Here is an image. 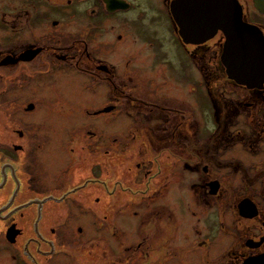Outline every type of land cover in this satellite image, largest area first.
Here are the masks:
<instances>
[{
	"label": "flooded vegetation",
	"instance_id": "obj_1",
	"mask_svg": "<svg viewBox=\"0 0 264 264\" xmlns=\"http://www.w3.org/2000/svg\"><path fill=\"white\" fill-rule=\"evenodd\" d=\"M174 1L160 0L159 15L185 59L179 72L191 86L193 100L170 98L161 92L164 84L132 75V59L123 66L114 61L112 52L102 50L101 43L108 44V23L118 19L126 27L134 20L129 16L139 2L0 0V264H146L152 255L154 264H264V159L252 168L242 161L222 160L226 140L246 132L231 127L220 131V122L248 116L223 115L211 89L217 80L218 95L227 83L241 96L245 93L243 107L256 110L251 128L262 140L264 79H254L249 87L229 78L223 30L204 42H185L173 14ZM238 2L246 24L238 33L251 32L264 48V0ZM145 15L143 10L135 20ZM117 39H124L122 33ZM151 42L156 45L154 38ZM60 72L74 76L60 81L92 86L91 105L81 108L83 115H74L86 118L90 127L85 131H61L74 121L63 116L52 119L53 112L62 110L52 100H42L44 112L33 98L19 101V91ZM137 100L140 103L135 105ZM47 111L52 113L46 115ZM121 111L144 128L156 124L154 149L160 157L154 190L147 194L144 189L146 194L136 196L137 200L127 198L123 205L127 210L114 217L112 225L73 229L68 225L72 205L83 208L92 201L97 205L113 202L114 184L105 180L112 177L110 170L100 163L87 178L105 186L107 196L74 195L90 183L67 191L66 171L51 186L40 156L62 153L66 142H78L82 133L90 140L92 152L111 154L118 139L111 127L115 112ZM128 146L123 141L124 151ZM163 155L172 161L173 178L163 177ZM184 171L191 178H184ZM221 171L228 173L221 175ZM51 205H63L68 214L50 213ZM132 206L140 210H129ZM8 252L11 257L7 258Z\"/></svg>",
	"mask_w": 264,
	"mask_h": 264
},
{
	"label": "rangeland",
	"instance_id": "obj_2",
	"mask_svg": "<svg viewBox=\"0 0 264 264\" xmlns=\"http://www.w3.org/2000/svg\"><path fill=\"white\" fill-rule=\"evenodd\" d=\"M135 1L139 2V5L136 11L132 12L129 16L132 19L134 18L130 24L123 27L118 19L111 20L108 23L110 29L106 32L107 35L105 37L108 44H106V41L101 43V45H104L102 50L104 53L112 52L114 61L120 62L123 66L125 60L132 59L134 62L132 75H135L136 78L151 79L154 82L164 84V86H161V92L170 95V98L195 99V96L192 95L191 86H188L186 77L180 76L179 71L181 70L179 67L184 65L185 59L170 38L165 18L159 15V7H162L160 0ZM143 10H146L147 15L142 20H135L138 18L137 14L139 15ZM118 33H122L124 39L118 40ZM138 34L141 37H138ZM152 38H154V44L156 43V45L152 44ZM65 77L68 79L74 78L72 75L66 76L63 72L54 74L50 78H44L41 80L43 83L31 86L27 90L19 91V101L20 103H25L30 98H33L38 101L40 110L44 112L42 100H52L55 105H61L62 110H60L61 112L57 111L53 113L52 111H47L46 115L52 113V119L54 117L58 119L71 117L74 121L66 125V127H61V131H85L90 127L85 121L86 118L78 119L74 118V115L78 113L83 115L84 112L81 108L91 105V101L94 98L92 86H77L76 82L67 83L68 81L65 79L60 81L59 78ZM219 86L220 81L216 80L211 89L212 96L216 99L215 102L219 104V110L224 112L223 115L239 114V116H248V118L241 117L235 120L227 118L226 121L220 122V131H227L229 130L228 127H231L232 131L242 128L246 132L245 135L239 136L236 134L233 139L226 140L228 144L223 146L228 148L222 150L225 154L223 157L221 155V158L222 160L226 159V161L228 159L242 161L246 167L252 168L253 163L261 162L264 159V139L261 140V137H258L251 128V116L256 114V110L253 111L252 108L243 107L245 93L241 96L240 92L236 91L237 89L232 84L227 83L226 86H223L221 95H218L216 92ZM139 103L140 101L137 100L135 105ZM78 109L79 111H77ZM115 114L118 115L115 117L111 130L115 139H118L114 142L111 154H102L100 151L92 152V147L88 143L90 140H86L85 133H82V138L81 140L78 139V142L68 140L61 149L62 153L51 155L44 153L45 155L40 156L39 163L49 170L51 186L56 185L57 176L63 175L66 171L68 172L65 177V190L67 191H74L75 188H79L86 182L90 183V181H87V178L91 176V169L94 166H100V163L107 165L110 170L112 177L108 179L105 174L104 176H106L105 180L109 185L111 183L114 184L112 194L115 196L111 200L113 202L104 201L102 204L97 205L92 201L86 203L87 206L83 208L72 205L73 208L69 211L70 219L68 225L73 229L78 225L87 226L90 230L98 226L112 225V219L114 217H121L123 212L127 210L126 206H123L124 202H127V198L130 197L131 200H137L136 196L146 194L144 189H148L147 194L154 190L160 157L154 149V142L158 141L155 138L156 129L154 127L156 124L151 123L144 128L142 126L143 123L136 122V119L134 120L133 117L126 115L123 111L119 113L115 112ZM60 116L63 117L61 118ZM209 125L213 129L214 123L211 122ZM123 141L129 143L125 151ZM234 142L235 144H233ZM72 147L76 148L75 152L70 151ZM46 157L47 161H45ZM168 158L169 155H163L161 158L163 162V177L173 178V169L171 170L173 165L172 161L168 160ZM177 167L176 173L179 174L182 167L180 165ZM214 173L213 175L216 176L217 172L215 171ZM218 173L223 175L228 172L221 171ZM184 174V178H191L189 172L184 171ZM194 176L198 178V175ZM208 177L204 176L203 178ZM107 193L105 186L90 183L85 188L79 189L72 194L107 196ZM137 209L140 210L139 207L135 208L132 206L129 210L134 211ZM47 210L50 213L54 212L55 215L65 211L68 214L67 209L63 205H59L57 208L56 205H51ZM105 214L108 216V219H105ZM92 235V231H90L89 236ZM5 257H11V253L8 252ZM146 264H154L153 255L151 257L148 256Z\"/></svg>",
	"mask_w": 264,
	"mask_h": 264
},
{
	"label": "water",
	"instance_id": "obj_3",
	"mask_svg": "<svg viewBox=\"0 0 264 264\" xmlns=\"http://www.w3.org/2000/svg\"><path fill=\"white\" fill-rule=\"evenodd\" d=\"M172 9L185 42H204L218 30L225 32L223 59L229 78L249 87L254 79H264L263 43H256L251 32L238 33L246 25L238 0H175Z\"/></svg>",
	"mask_w": 264,
	"mask_h": 264
}]
</instances>
